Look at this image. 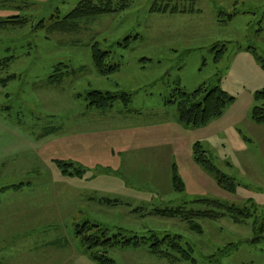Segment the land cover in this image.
Here are the masks:
<instances>
[{"label": "rangeland", "instance_id": "obj_1", "mask_svg": "<svg viewBox=\"0 0 264 264\" xmlns=\"http://www.w3.org/2000/svg\"><path fill=\"white\" fill-rule=\"evenodd\" d=\"M81 1L0 0V19L23 21L0 24V262L100 264L79 233L90 223L107 237L180 235L196 259L117 246L109 250L117 264H264V231L251 241L253 224H264V124L251 117L264 107L255 96L264 91V0H130L62 28ZM169 1L194 11L151 12ZM95 43L118 65L107 76L92 59ZM213 84L235 98L223 115L201 128L180 123L172 95ZM93 90L130 99L99 110L90 106ZM197 142L235 178V191L195 161ZM55 160L83 172L64 174ZM197 197L247 207L252 217L195 218L197 231L152 213L201 208L189 204Z\"/></svg>", "mask_w": 264, "mask_h": 264}, {"label": "trees", "instance_id": "obj_2", "mask_svg": "<svg viewBox=\"0 0 264 264\" xmlns=\"http://www.w3.org/2000/svg\"><path fill=\"white\" fill-rule=\"evenodd\" d=\"M129 3L130 0H82L60 22L61 27L63 28L83 18L119 12L128 7ZM190 11H194V9H180L178 6H171L170 1L161 3L156 2L151 7V12L184 13ZM22 22L23 21H21L18 15L0 19V24L2 25L19 24ZM109 55L110 52L102 50L98 43L92 46V59L98 71L104 76L118 69V65H110L108 63L107 60ZM218 58H220V55ZM90 96V106L99 110L111 107L117 99H122L125 102H128L130 99L129 94L125 92L114 94L99 90L91 91ZM255 96L256 99H264V91L257 92ZM234 100L235 98L223 90L219 85L213 84L208 87L200 86L191 93L178 89L169 101L177 103L178 115L182 123L193 128H201L207 126L214 119L221 117L227 106ZM252 119L255 123L264 124L263 106H256L254 108ZM194 158L201 167L214 175L220 186L230 191L236 190L235 178L223 173L213 164L200 142L195 143ZM55 161L64 174L72 176L81 175L83 172V170L75 166L74 162L62 160ZM173 186L174 190L178 192L184 189V183L176 172L173 176ZM15 187L20 188L21 185H16ZM189 204H197L201 208H187V204L185 203L176 207L156 208L152 213L165 218L179 217L189 225V228L197 231H201V226L196 223L195 218L218 219L223 216H229L234 222L240 223L252 217L249 208L227 205L219 199L197 197L193 200L191 199ZM80 228L81 230H79V233L84 235V242L88 247L91 257L100 264H117V262L109 256V250L117 246L121 248H138L141 245H145L150 252L171 259L172 261H189L196 263V259L192 255L193 248L191 246L185 248L181 243L182 237L180 235L167 233L163 236H159L153 234L149 240L145 237H140L138 234L131 237H125L124 235L119 238L121 236L120 233H116L112 237H107V231L100 230L99 226L95 224L85 223ZM94 228H97V230L93 234H86L87 231H91ZM263 231L264 224L258 226L257 223H254V238L251 241H260L263 236Z\"/></svg>", "mask_w": 264, "mask_h": 264}, {"label": "crops", "instance_id": "obj_3", "mask_svg": "<svg viewBox=\"0 0 264 264\" xmlns=\"http://www.w3.org/2000/svg\"><path fill=\"white\" fill-rule=\"evenodd\" d=\"M74 24H75V22L74 23H72V24H70L71 25V27H70V29H74L75 28V26H74ZM68 26V25H67ZM96 66V65H95ZM97 68V67H96ZM98 70V69H97ZM101 74V73H100ZM51 79V81H56L57 79H53V78H50ZM179 116V115H178ZM251 117H252V114H251ZM220 118V117H219ZM218 118H216V119H214V120H217ZM213 120V121H214ZM179 122L180 123H182L181 121H180V119H179ZM179 122L177 123V122H167L166 124L169 126V125H175V126H177L180 130L181 129H183V126L181 125V124H179ZM212 122V121H211ZM183 125H185L184 123H182ZM187 126V125H186ZM142 127H144V125L142 126ZM141 127V128H142ZM187 127H190V126H187ZM206 127V126H205ZM115 129H117V127H114ZM191 128V127H190ZM120 130H122V129H119L117 132H119ZM60 138H63V136L62 137H60ZM133 143V140H131L130 141V144H132ZM74 153L76 154V153H79V151L77 150V151H74ZM103 203H106L105 201H103ZM0 251H1V249H0ZM0 264H6V263H3V262H0Z\"/></svg>", "mask_w": 264, "mask_h": 264}]
</instances>
